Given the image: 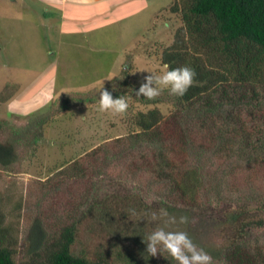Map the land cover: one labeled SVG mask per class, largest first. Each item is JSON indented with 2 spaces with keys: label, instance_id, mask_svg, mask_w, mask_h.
I'll return each mask as SVG.
<instances>
[{
  "label": "rangeland",
  "instance_id": "374dc122",
  "mask_svg": "<svg viewBox=\"0 0 264 264\" xmlns=\"http://www.w3.org/2000/svg\"><path fill=\"white\" fill-rule=\"evenodd\" d=\"M12 1L0 0V143L12 141L16 153L12 161H0V243L13 251L16 264H43L65 226L76 227L75 211L89 209L83 205L92 196L91 174L98 168L115 179L113 208L123 225L134 219L124 210L137 197L133 186L156 196L152 176L127 163L125 139L114 140L135 129L139 111L157 107L167 114L172 105L144 104L134 91L126 96L124 114L101 112L100 82L102 90L120 82L139 89L145 76L166 70L161 55L177 33L190 49L196 46L182 19L184 0H116L105 14L98 5L79 17L51 8L46 21L38 15L43 4L30 9L33 0ZM48 68L53 79L20 97ZM38 119L43 123L35 126ZM80 157L85 176L71 169ZM200 162L217 168L211 157ZM225 187L223 181L214 197L224 195ZM252 187L255 192L246 193L258 195ZM152 207L147 203L146 215L155 212ZM147 218L155 226L162 223ZM103 226L82 219L72 251L109 264H135L130 261L135 243H125L128 236L119 232L112 239ZM258 239L264 244V232ZM153 260L166 264L158 255Z\"/></svg>",
  "mask_w": 264,
  "mask_h": 264
},
{
  "label": "trees",
  "instance_id": "16d2710c",
  "mask_svg": "<svg viewBox=\"0 0 264 264\" xmlns=\"http://www.w3.org/2000/svg\"><path fill=\"white\" fill-rule=\"evenodd\" d=\"M184 1L182 19L196 47L190 49L177 33L161 57L168 70L193 68V85L182 97L170 95L168 89L153 100L136 96L144 104L168 102L171 110L139 111L133 118L135 129L114 140L125 139V153L131 156L127 163L152 176L156 196L133 186L137 197L124 210L134 219L123 225L113 208L118 198L115 179L98 168L91 174L96 178L90 183L92 196L83 205L89 209L76 210L74 216L78 223L85 219L104 224L112 239L118 232L128 236L122 238L135 243L130 256L135 264L155 263L144 239L159 226L147 221L152 215H146L147 203L158 216L163 209L177 218L188 217L189 223L172 227L187 231L212 257V264H264V244L258 242L264 232V0ZM50 68L20 97L28 98L32 89L39 91L52 80ZM107 90L113 98L138 91L121 82L114 88L107 85ZM33 123L39 126L43 121ZM15 155L12 141L0 143V161H12ZM202 157L216 159V171L201 163ZM80 158L72 161L71 169L85 176ZM223 181L226 193L214 197ZM252 185L258 195L246 193L255 192ZM78 223L75 228L65 226L43 264H109L72 251ZM157 255L166 264H175L166 251ZM0 264H16L13 251L3 243Z\"/></svg>",
  "mask_w": 264,
  "mask_h": 264
},
{
  "label": "clouds",
  "instance_id": "9594fccd",
  "mask_svg": "<svg viewBox=\"0 0 264 264\" xmlns=\"http://www.w3.org/2000/svg\"><path fill=\"white\" fill-rule=\"evenodd\" d=\"M163 74L151 73L144 77L135 95L143 96L148 100H153L161 95L164 89L169 90L170 95L184 96L193 85L196 72L190 66L184 65L170 70L168 65ZM99 88V110L101 112L111 111L113 114H124L128 107V99L125 96L113 98L107 89L102 90L103 81ZM153 221L161 220L162 226L152 231L144 243L148 255L155 257L161 250L166 251L177 264H212V257L203 249L197 246L189 236L188 232L172 226L189 223V218L181 216L177 218L170 215L166 210H161L159 216L152 213Z\"/></svg>",
  "mask_w": 264,
  "mask_h": 264
},
{
  "label": "crops",
  "instance_id": "0c3cea01",
  "mask_svg": "<svg viewBox=\"0 0 264 264\" xmlns=\"http://www.w3.org/2000/svg\"><path fill=\"white\" fill-rule=\"evenodd\" d=\"M17 1L18 0H13L12 2L16 3ZM27 1L29 2L30 0H27ZM115 1L116 0H33L32 2H30L29 7H30V9H33L34 4H36V5L37 4H39V5L43 4L44 9H42L41 12L38 13V15L41 14L40 16L42 17V19H44L43 21H46V20H48V18L50 19L51 15H52V12H50L51 8H53V9L54 8H56V9L61 8L62 12H66L67 14L69 13L71 15L79 17L80 14L82 15V13H92L93 7H96L98 5L101 6L99 9L100 11H98V12H101V11L103 12L106 10L105 8L110 3H112V2L115 3ZM17 4L20 5L19 3H17ZM80 12H82V13H80ZM102 14H105V13L103 12Z\"/></svg>",
  "mask_w": 264,
  "mask_h": 264
}]
</instances>
